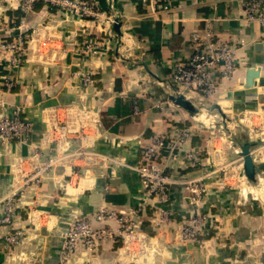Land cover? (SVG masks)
I'll list each match as a JSON object with an SVG mask.
<instances>
[{
	"label": "crops",
	"instance_id": "crops-1",
	"mask_svg": "<svg viewBox=\"0 0 264 264\" xmlns=\"http://www.w3.org/2000/svg\"><path fill=\"white\" fill-rule=\"evenodd\" d=\"M2 1L0 40L20 35L26 55L13 64L8 54L2 62L1 76H11L14 86L0 94V113L19 107L32 131L25 142L0 141V209L26 173L46 158L57 161L40 184L15 197L11 229L24 234L15 245L0 240V264H264V103L251 106L256 98L243 89L247 65L264 78V27L246 17L239 0H173L167 12H152L140 0H70L92 5L97 19L43 2L24 11L23 0ZM206 31L211 42L234 48L236 68L210 96L178 93L174 67L191 55L193 34L204 38ZM85 36L100 45L93 56L80 52ZM82 73L90 76L88 86ZM255 90L264 94V86ZM178 95L193 111L170 99ZM174 126L193 131L184 146L198 151L200 165L187 169L182 152L164 151L174 181L164 207L172 223L159 222L148 205L123 243L118 237L96 248L78 243L66 262L60 245L46 250L69 216L97 227L94 215L105 210L115 216L104 225L116 231L115 218L143 200L135 168L144 140ZM244 143L258 168L255 183L243 173ZM33 151L39 159L30 158ZM202 176L205 193L190 203L184 181ZM196 214L208 219L200 241L184 244L178 223Z\"/></svg>",
	"mask_w": 264,
	"mask_h": 264
},
{
	"label": "built area",
	"instance_id": "built-area-1",
	"mask_svg": "<svg viewBox=\"0 0 264 264\" xmlns=\"http://www.w3.org/2000/svg\"><path fill=\"white\" fill-rule=\"evenodd\" d=\"M152 12H167L173 6V0H140ZM0 0V10L2 8ZM43 2L52 6H58L73 10L81 16L97 19L92 5L70 0H23L22 10H29L34 3ZM243 13L248 19L258 21L264 27V3L260 0H239ZM0 29L2 26L0 24ZM108 34V33H107ZM209 31L205 32V37L200 38L198 33H194L191 39L192 53L185 62L175 65L172 73V81L178 87V93L185 91H195L203 96L213 94L219 81L229 77L236 68L234 48L223 41L211 42ZM26 42L20 35L10 39L0 40V94L10 91L13 86L11 76H1L2 62L9 54L13 64L19 62L25 56ZM100 45L94 38L84 37L80 48L81 54L93 56ZM81 84L88 86L91 79L88 73H82ZM0 113V141L8 143L11 141L25 142L31 133V124L27 119L21 117V109L15 107L10 113L3 109ZM193 131L190 128L172 127L166 135H154L144 140L141 146V157L135 168L142 186L143 200L139 203L135 211L128 214L120 213L115 219L118 229L112 231L103 222L113 219V213L100 210L94 215V219L101 226H93L86 218H76L69 224L60 245V259L66 262L78 243H82L88 248H96L107 240L116 237L125 242L133 233L136 226L135 217L138 213H143L148 205L156 207V218L159 222L172 223L174 217L170 211L165 209L169 201V187L174 183L171 176L166 172V162L164 151L167 150L169 156L181 153L184 160V167L196 169L200 165L199 153L195 149L184 145L189 144ZM38 152L33 151L30 158L39 159ZM56 157H49L41 161L34 169L26 173L20 183L13 185L5 196L3 209H0V240L7 245H15L23 236V231L11 229L16 218L14 200L20 190L29 186H37L41 183L44 173L51 171L56 165ZM210 173H207L209 176ZM204 177H191L184 181L188 191L190 203L197 204L203 197L206 185L203 183ZM207 215H192L178 223L179 239L184 244H193L200 241L202 226L207 221ZM10 227V229H8Z\"/></svg>",
	"mask_w": 264,
	"mask_h": 264
},
{
	"label": "water",
	"instance_id": "water-1",
	"mask_svg": "<svg viewBox=\"0 0 264 264\" xmlns=\"http://www.w3.org/2000/svg\"><path fill=\"white\" fill-rule=\"evenodd\" d=\"M117 27L118 25L114 24V30L116 32L118 30ZM263 86H264V78L260 72V68L252 64L247 65L245 71L243 89L246 90L245 95L247 97L256 98V100L252 102L251 106L257 103H264V94L257 93L256 91L257 89L255 90V88L257 87L261 88ZM170 99L177 106L187 111H193V108L186 100L183 99L181 95H178L176 97H171ZM249 149H250L249 143H244L243 145H241L240 156L243 160V173L245 178L249 182L255 183L257 179L258 168L256 167L255 163L251 158ZM94 172L98 173L99 171L94 170ZM72 221H73V217L71 216L64 218L61 225L57 229H54V231L51 232L50 237H48L46 240V244H45L46 250L47 248H49L50 245H61L64 235L68 229V226Z\"/></svg>",
	"mask_w": 264,
	"mask_h": 264
},
{
	"label": "bare ground",
	"instance_id": "bare-ground-1",
	"mask_svg": "<svg viewBox=\"0 0 264 264\" xmlns=\"http://www.w3.org/2000/svg\"><path fill=\"white\" fill-rule=\"evenodd\" d=\"M261 177V176H260ZM260 181V180H259Z\"/></svg>",
	"mask_w": 264,
	"mask_h": 264
}]
</instances>
